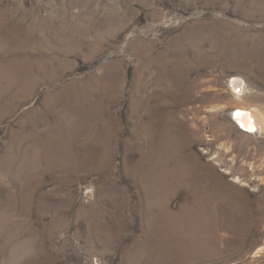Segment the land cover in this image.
I'll return each instance as SVG.
<instances>
[{"label":"rangeland","instance_id":"rangeland-1","mask_svg":"<svg viewBox=\"0 0 264 264\" xmlns=\"http://www.w3.org/2000/svg\"><path fill=\"white\" fill-rule=\"evenodd\" d=\"M240 109L264 0H0V264H264Z\"/></svg>","mask_w":264,"mask_h":264},{"label":"bare ground","instance_id":"bare-ground-1","mask_svg":"<svg viewBox=\"0 0 264 264\" xmlns=\"http://www.w3.org/2000/svg\"><path fill=\"white\" fill-rule=\"evenodd\" d=\"M230 87L236 98L239 99H242L247 91L245 82L241 78H233ZM237 118L246 130L264 132V117L259 111L240 109L237 112Z\"/></svg>","mask_w":264,"mask_h":264}]
</instances>
